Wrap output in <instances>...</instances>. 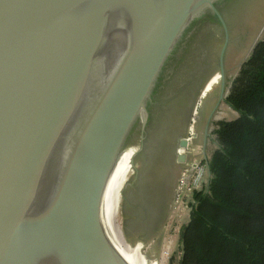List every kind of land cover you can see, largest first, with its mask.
I'll use <instances>...</instances> for the list:
<instances>
[{"label": "water", "instance_id": "obj_1", "mask_svg": "<svg viewBox=\"0 0 264 264\" xmlns=\"http://www.w3.org/2000/svg\"><path fill=\"white\" fill-rule=\"evenodd\" d=\"M230 1L0 0V264H128L104 228L105 193L140 128L134 176L121 197L126 204L145 197L124 192L140 174L149 106L169 65L209 19L223 34L219 92L202 133L210 178V125L246 63L228 82L222 9ZM187 157L174 153L178 164Z\"/></svg>", "mask_w": 264, "mask_h": 264}, {"label": "trees", "instance_id": "obj_2", "mask_svg": "<svg viewBox=\"0 0 264 264\" xmlns=\"http://www.w3.org/2000/svg\"><path fill=\"white\" fill-rule=\"evenodd\" d=\"M226 103L238 116L218 124L219 148L179 231L177 264H264V38Z\"/></svg>", "mask_w": 264, "mask_h": 264}, {"label": "flooded vegetation", "instance_id": "obj_3", "mask_svg": "<svg viewBox=\"0 0 264 264\" xmlns=\"http://www.w3.org/2000/svg\"><path fill=\"white\" fill-rule=\"evenodd\" d=\"M222 15L224 17L223 13ZM210 25L220 28L210 19L197 25L184 49L169 65L156 88L153 103L149 106L150 116L144 133V147L138 156L142 160L137 158L140 162V167H137L140 174L131 187L133 195L140 194L145 197L141 201L133 197L128 200V207L140 214L142 225L147 229H153L162 223L169 204L175 199L177 180L176 187L173 186L174 181L183 174L192 158V155H186L187 162L178 164L174 153L185 155L183 148L176 149L177 141H186L188 138L189 127L187 133L185 130L190 112L194 108L197 95L213 72L209 56L203 50L204 43L209 39ZM215 61L217 64V57ZM198 127L195 122L190 146L198 139V132H195ZM135 135L140 138V128H137ZM194 135L196 137L193 138ZM131 145L135 153L139 142L133 141Z\"/></svg>", "mask_w": 264, "mask_h": 264}, {"label": "rangeland", "instance_id": "obj_4", "mask_svg": "<svg viewBox=\"0 0 264 264\" xmlns=\"http://www.w3.org/2000/svg\"><path fill=\"white\" fill-rule=\"evenodd\" d=\"M228 4L230 5L228 7L225 6L222 9V13L224 14L231 40L225 58L226 77L227 81L230 82L238 72L239 65L249 57L253 45L262 36L264 38V0H231ZM209 27V39L204 43L203 50L206 56H209L213 65V72L209 75L212 77L217 72L215 60L223 42V34L220 28L214 25H210ZM218 92L219 78L209 85L204 96L200 98L199 93L195 99L194 108L190 112L188 125L185 130L187 133L188 127L191 125V120L194 117L193 112H195V106L201 101L200 105H197L198 109L194 118L196 124L199 125L195 131L198 132V139L193 145L195 149L194 153H201L200 146L203 142V123L216 102ZM215 116L217 118L211 122L206 146L207 157L209 159L219 148L216 136L219 122L233 120L238 115L227 103H223ZM133 141L138 142V138L134 137ZM196 157L197 155H192L191 160ZM127 158H130V153L125 155L123 160ZM138 158L139 161L142 160V157ZM139 161L138 159L135 161L136 167H140ZM133 176L134 174L132 172L128 181H131ZM179 178L176 177L174 187L177 186ZM129 190L131 189L127 188V191L125 190L124 192L127 196L131 194ZM170 204L162 223L158 227L147 229L146 226L143 227L142 225L143 222L140 214L133 209L131 211L128 203L126 204L121 200L117 218V231L125 254L132 264H169L172 258L174 259V264H177L181 256L179 231L187 223L189 215L186 212L182 217L171 221L170 213L174 202Z\"/></svg>", "mask_w": 264, "mask_h": 264}, {"label": "bare ground", "instance_id": "obj_5", "mask_svg": "<svg viewBox=\"0 0 264 264\" xmlns=\"http://www.w3.org/2000/svg\"><path fill=\"white\" fill-rule=\"evenodd\" d=\"M220 77L219 74H215L209 83L206 85L203 96L206 93L209 85L213 83L216 79ZM202 97V96H201ZM225 104V103H224ZM195 115V112H193ZM217 116L214 117V121L216 120ZM131 143L125 148L124 152L120 160L118 161L112 176L110 178L104 201H103V224L105 231L107 233L108 238L110 239L111 243L115 247V249L119 252V254L127 261L128 264H132L130 260L127 258L125 254V250L122 247L118 231H117V218H118V211L121 205V192L123 186L128 181L130 174L133 172L131 167V158L133 156V151L131 148ZM130 153V158L124 159L123 157ZM120 229V228H119Z\"/></svg>", "mask_w": 264, "mask_h": 264}, {"label": "built area", "instance_id": "obj_6", "mask_svg": "<svg viewBox=\"0 0 264 264\" xmlns=\"http://www.w3.org/2000/svg\"><path fill=\"white\" fill-rule=\"evenodd\" d=\"M198 107L195 109V114L197 113ZM191 120V125L189 127V136L186 138L188 143L187 149L182 150L185 155H197L188 164L187 168L180 176V179L176 188V195L174 199V204L171 209L170 220L173 221L177 218L182 217L184 213L187 212L189 215L191 212V203H193V194L203 189L207 176L206 163L201 155L194 153V147L190 146L192 144V134L195 125V115Z\"/></svg>", "mask_w": 264, "mask_h": 264}, {"label": "crops", "instance_id": "obj_7", "mask_svg": "<svg viewBox=\"0 0 264 264\" xmlns=\"http://www.w3.org/2000/svg\"><path fill=\"white\" fill-rule=\"evenodd\" d=\"M201 147H202V143H201L200 149H201ZM206 154H207V150H206ZM198 155H199V153H198ZM208 180H209V176H208V173H207L206 181L208 182ZM207 182L205 183L204 188L207 186Z\"/></svg>", "mask_w": 264, "mask_h": 264}]
</instances>
